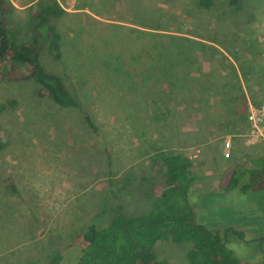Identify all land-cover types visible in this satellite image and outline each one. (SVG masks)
Wrapping results in <instances>:
<instances>
[{
  "label": "rangeland",
  "instance_id": "rangeland-1",
  "mask_svg": "<svg viewBox=\"0 0 264 264\" xmlns=\"http://www.w3.org/2000/svg\"><path fill=\"white\" fill-rule=\"evenodd\" d=\"M10 1L17 37L27 38L28 5L34 0ZM58 1L68 11L59 22L63 56L53 61L43 49L41 60L60 73L81 109L38 98L32 80L0 81V129L9 138L0 152V264H49L55 253L62 262H75L79 249L73 234L90 223L107 225L115 203L129 214L148 212L161 187L140 177L151 174L157 152H179L189 161L188 197L196 221L219 234L225 228L242 232V237L227 233L228 248L239 264H264V187L240 193L220 186L230 164L253 166L264 146H247L244 133L225 132L216 102V87L232 61L216 43L239 52L254 47L257 67L264 69V0H210L207 7L198 0ZM128 26L167 29L205 43L195 45L204 114L193 110L192 96L183 91L161 92L153 82L135 80L125 57L134 39ZM140 42L145 44L144 36ZM210 44L226 56H211ZM253 89L257 99L264 96V88ZM191 248L189 241L168 239L153 247L166 264H193L187 256Z\"/></svg>",
  "mask_w": 264,
  "mask_h": 264
},
{
  "label": "trees",
  "instance_id": "trees-1",
  "mask_svg": "<svg viewBox=\"0 0 264 264\" xmlns=\"http://www.w3.org/2000/svg\"><path fill=\"white\" fill-rule=\"evenodd\" d=\"M197 5L207 7L210 0H198ZM28 6L31 34L19 39L12 15L16 7L10 0H0V81L32 80L38 84L35 89L38 98H48L64 108L81 109L79 99L67 90L60 73L47 68L41 60L43 49L53 61L62 59L59 22L68 11L58 0H34ZM127 29L134 33V39L133 47H125V57L135 80L143 84L153 82L161 92L183 91L192 96L189 105L193 110L204 114L207 101L203 93L205 87L195 80L202 70L195 45L203 47L205 43L167 32V29L145 31L136 26ZM143 36L145 44L140 42ZM114 40L113 37L112 42ZM126 42H130L128 37ZM216 44L232 59L216 87V102L222 108L226 125L224 131L244 133L248 103L258 105L264 99V96L257 99L258 92L253 89V85L260 91L264 88V69L257 67L259 51L245 46L239 52V49ZM210 50L213 57L226 56L216 45L210 44ZM151 96L152 102H157L154 93ZM83 119L95 130V123L86 111H83ZM8 144V135L0 129V152ZM252 161L253 166L245 168L230 164L220 180L221 188L237 189L240 193L263 188L264 155ZM189 165L179 152H157L150 162L151 174L140 177L142 182L161 187L152 208L143 214H129L121 204L115 203L107 225L98 227L90 223L73 234L72 243L79 249L77 261L62 262V255L55 253L50 256L49 264H166L157 259L153 249L157 241L166 239L176 243L191 242L187 256L193 264H239V257L228 248L226 237L228 232L240 237L243 233L225 228L219 234L196 221L188 197L193 186Z\"/></svg>",
  "mask_w": 264,
  "mask_h": 264
},
{
  "label": "built area",
  "instance_id": "built-area-1",
  "mask_svg": "<svg viewBox=\"0 0 264 264\" xmlns=\"http://www.w3.org/2000/svg\"><path fill=\"white\" fill-rule=\"evenodd\" d=\"M247 127L243 134L244 143L247 146L261 145L264 146V99L258 105L248 103L246 113ZM225 157L229 156L230 140L228 137L224 139Z\"/></svg>",
  "mask_w": 264,
  "mask_h": 264
}]
</instances>
